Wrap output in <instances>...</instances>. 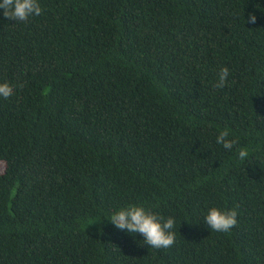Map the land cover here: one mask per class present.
Returning <instances> with one entry per match:
<instances>
[{"label": "trees", "instance_id": "1", "mask_svg": "<svg viewBox=\"0 0 264 264\" xmlns=\"http://www.w3.org/2000/svg\"><path fill=\"white\" fill-rule=\"evenodd\" d=\"M39 3L0 9V264H264V0ZM128 205L174 218V245L117 229Z\"/></svg>", "mask_w": 264, "mask_h": 264}, {"label": "clouds", "instance_id": "2", "mask_svg": "<svg viewBox=\"0 0 264 264\" xmlns=\"http://www.w3.org/2000/svg\"><path fill=\"white\" fill-rule=\"evenodd\" d=\"M3 9V17L16 23L29 22L30 18L42 15L43 9L39 0H3L0 3ZM257 17L254 13L249 14L247 23L255 24ZM229 76L227 67L221 68L215 87L223 89ZM14 95V86L8 82L0 83V98L8 99ZM227 129L221 131L216 142L221 144L225 150L231 151L237 144L235 139L229 138ZM237 156L244 161L249 156L246 148L237 150ZM237 211L220 208H210L204 218V223L214 232H229L237 225ZM117 229L127 231L130 234L143 236L144 244L154 249L170 248L175 243V220L167 219L154 214L142 205H128L112 214L109 220Z\"/></svg>", "mask_w": 264, "mask_h": 264}]
</instances>
